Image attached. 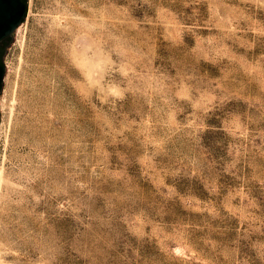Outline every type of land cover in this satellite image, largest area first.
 <instances>
[{"label":"rangeland","instance_id":"obj_1","mask_svg":"<svg viewBox=\"0 0 264 264\" xmlns=\"http://www.w3.org/2000/svg\"><path fill=\"white\" fill-rule=\"evenodd\" d=\"M0 44V264H264V0H27Z\"/></svg>","mask_w":264,"mask_h":264},{"label":"water","instance_id":"obj_2","mask_svg":"<svg viewBox=\"0 0 264 264\" xmlns=\"http://www.w3.org/2000/svg\"><path fill=\"white\" fill-rule=\"evenodd\" d=\"M26 12L24 0H0V41L8 37L20 23ZM5 66L0 63V85Z\"/></svg>","mask_w":264,"mask_h":264},{"label":"flooded vegetation","instance_id":"obj_3","mask_svg":"<svg viewBox=\"0 0 264 264\" xmlns=\"http://www.w3.org/2000/svg\"><path fill=\"white\" fill-rule=\"evenodd\" d=\"M5 43H6V41H2L1 44L4 45ZM1 44H0V48H1ZM0 63L3 64V60H2V58H1V52H0Z\"/></svg>","mask_w":264,"mask_h":264},{"label":"trees","instance_id":"obj_4","mask_svg":"<svg viewBox=\"0 0 264 264\" xmlns=\"http://www.w3.org/2000/svg\"><path fill=\"white\" fill-rule=\"evenodd\" d=\"M25 2L27 1V0H24Z\"/></svg>","mask_w":264,"mask_h":264}]
</instances>
